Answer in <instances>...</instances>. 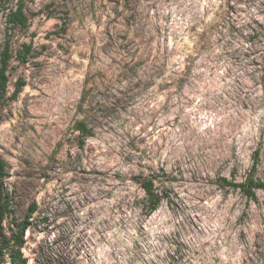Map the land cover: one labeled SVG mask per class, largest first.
Listing matches in <instances>:
<instances>
[{"label": "rangeland", "instance_id": "374dc122", "mask_svg": "<svg viewBox=\"0 0 264 264\" xmlns=\"http://www.w3.org/2000/svg\"><path fill=\"white\" fill-rule=\"evenodd\" d=\"M5 44L3 227L36 205L27 264H264V190L222 181L264 183V0H11Z\"/></svg>", "mask_w": 264, "mask_h": 264}, {"label": "trees", "instance_id": "16d2710c", "mask_svg": "<svg viewBox=\"0 0 264 264\" xmlns=\"http://www.w3.org/2000/svg\"><path fill=\"white\" fill-rule=\"evenodd\" d=\"M11 0H0V7L4 3L10 2ZM5 23L9 29H24L27 26V18L22 11L21 5H17L15 8L8 9L5 14ZM25 51H18L16 58L20 62L25 61V56L27 55V47H24ZM11 59V54L9 52L8 44H5L0 53V99L3 98L7 92L8 87V69L9 61ZM23 82L16 84L14 92L12 93V98H15L21 90ZM84 99V97H83ZM82 99V100H83ZM76 130L79 131L82 136L87 137L91 134V131L87 130L84 122H78L76 124ZM258 152L255 153L254 159L257 160ZM255 171V164L249 175L241 183L228 182L225 178L222 179L223 183L227 186H231L235 189H239L240 192L248 198H255V191L258 189L264 190V183L256 179L253 174ZM6 178V165L3 160L0 159V264H3L5 257L8 258L9 264H27L26 259L23 257L21 252L25 241L24 233L30 226L29 219L32 214L36 211V205L33 204L29 208V212L25 219L19 223H14L15 230H11L10 235H7L4 231L3 222L10 208V199L8 192L4 187V180ZM140 188L143 191L145 197V208L148 213H152L159 203L161 202V197L154 190L153 180L144 178L140 182Z\"/></svg>", "mask_w": 264, "mask_h": 264}]
</instances>
